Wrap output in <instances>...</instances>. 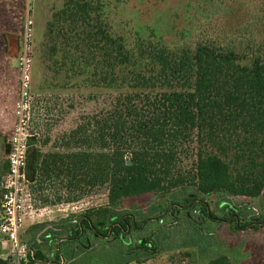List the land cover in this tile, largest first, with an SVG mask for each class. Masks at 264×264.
I'll return each instance as SVG.
<instances>
[{
  "label": "trees",
  "instance_id": "obj_1",
  "mask_svg": "<svg viewBox=\"0 0 264 264\" xmlns=\"http://www.w3.org/2000/svg\"><path fill=\"white\" fill-rule=\"evenodd\" d=\"M101 7L98 0H63L47 34L67 75L85 74L86 84L109 94L47 150L31 137L27 151L29 186L57 182L67 190L57 201L106 191V204L77 215L68 238L87 229L122 240L136 226L131 214L114 208L126 198L189 186L197 195L187 202L215 220L198 194L258 197L264 189V41L204 36L191 47H169L152 29L127 47L107 29ZM10 38L5 34L6 54ZM230 218L238 228L236 215ZM45 227L33 225V242L21 240L33 251L29 264L43 260L38 240L58 241L60 233ZM206 264L233 263L218 254Z\"/></svg>",
  "mask_w": 264,
  "mask_h": 264
},
{
  "label": "rangeland",
  "instance_id": "obj_2",
  "mask_svg": "<svg viewBox=\"0 0 264 264\" xmlns=\"http://www.w3.org/2000/svg\"><path fill=\"white\" fill-rule=\"evenodd\" d=\"M98 1L107 29L121 37L127 47H132L138 37L149 38L152 29L169 47H191L204 36L222 43L264 41V0ZM62 3L63 0H0V73H6L8 78L14 74L19 80V74L14 59L3 54L5 34L12 35L9 46L16 56L22 36L20 25L27 12L33 22L31 132L43 151L74 127L81 114L97 110L109 94L106 89L86 84L85 74L67 75L60 67L61 54L52 52L47 23ZM188 163L186 157L183 164ZM27 190L30 210L45 207L40 211L49 212L45 221L49 215L52 221L45 223L60 233L56 238L60 240L58 247L53 240L48 245V241L39 240L45 246L41 249L43 260L34 264H206L218 254H226L233 264H264V189L255 198L220 192L198 194L215 220L202 217L199 206L187 202L197 195L189 186L126 198L114 208L131 214L136 226L122 240L112 234L98 237L87 229L77 238H68L77 215L106 204L104 188L92 189L71 203L57 201V197H66L67 190L52 180L40 188L28 183ZM234 214L239 229L233 228L230 220ZM23 227L27 234L23 242L29 244L33 242L31 233L26 230L28 226ZM5 254L6 250L0 251V256Z\"/></svg>",
  "mask_w": 264,
  "mask_h": 264
},
{
  "label": "built area",
  "instance_id": "obj_3",
  "mask_svg": "<svg viewBox=\"0 0 264 264\" xmlns=\"http://www.w3.org/2000/svg\"><path fill=\"white\" fill-rule=\"evenodd\" d=\"M22 36L17 54V68L19 74V92L15 107V123L8 142L7 172L2 182V199L0 208V235L2 243H6L5 264H29L33 252L19 237L23 228L27 209L32 204L27 190L26 175L27 151L29 140L36 136L31 132V69L33 53L32 20L28 12L23 18ZM28 201V203H27Z\"/></svg>",
  "mask_w": 264,
  "mask_h": 264
},
{
  "label": "crops",
  "instance_id": "obj_4",
  "mask_svg": "<svg viewBox=\"0 0 264 264\" xmlns=\"http://www.w3.org/2000/svg\"><path fill=\"white\" fill-rule=\"evenodd\" d=\"M23 24L21 22L20 28L22 30ZM11 35V34H10ZM16 40V39H15ZM13 42V41H12ZM11 42V43H12ZM15 43V41H14ZM12 45V44H11ZM3 54L4 56L11 60L14 59L15 63L17 64V55L15 56L12 54V47L9 46V53L6 54L4 47H3ZM9 72L11 73V70L9 69ZM18 73V71H17ZM0 81L3 82V86H0V202L2 199V182L5 177V174L7 172L8 164H7V152H8V142L13 132V126L15 123V107L16 102L18 100V92H19V83L17 78L14 77V74L10 75L8 78V75L4 72L0 73ZM36 137V136H33ZM36 139V138H35ZM46 183V182H45ZM32 204V203H31ZM39 209H27V213L24 219V226H28L26 230H29V232H34L33 228H31L33 225L45 223V222H52L50 221V215L49 217H46L47 221H45V214L48 216V213L42 212L40 210H45V207ZM2 219V210L0 208V221ZM46 227L43 228L45 230L48 227H51L50 223H45ZM25 230L24 227L21 229L19 237L22 241L24 239L26 240L25 236ZM32 234V233H31ZM41 234V232L39 233ZM38 236V234H37ZM39 241V240H38ZM60 241V240H59ZM59 241L55 240V244H58ZM51 241L49 240L47 245L50 244ZM7 244L2 243L1 235H0V251L6 250ZM41 249H45V246H41ZM4 257L0 256V264H5V261L3 259Z\"/></svg>",
  "mask_w": 264,
  "mask_h": 264
},
{
  "label": "water",
  "instance_id": "obj_5",
  "mask_svg": "<svg viewBox=\"0 0 264 264\" xmlns=\"http://www.w3.org/2000/svg\"><path fill=\"white\" fill-rule=\"evenodd\" d=\"M126 163H127V164H129V163H130V161H127Z\"/></svg>",
  "mask_w": 264,
  "mask_h": 264
}]
</instances>
